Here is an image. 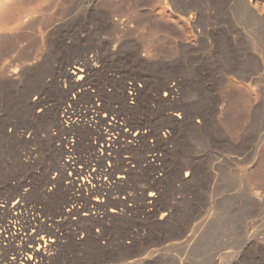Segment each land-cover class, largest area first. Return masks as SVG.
Returning a JSON list of instances; mask_svg holds the SVG:
<instances>
[{
  "label": "rangeland",
  "instance_id": "374dc122",
  "mask_svg": "<svg viewBox=\"0 0 264 264\" xmlns=\"http://www.w3.org/2000/svg\"><path fill=\"white\" fill-rule=\"evenodd\" d=\"M61 1L50 5L48 13L55 19L61 18L70 0ZM113 2L119 7L113 12L112 27L100 35L104 46L93 39L81 44V49L88 48L82 57L48 52L45 58L47 66L63 62L68 72L84 59L92 61L94 71L85 91H72L68 84L58 90L53 87L40 97L42 106L34 110L35 115L41 114L39 110L46 115L58 104L56 119L64 115L67 122H77L72 134L77 144L64 135L65 123L57 127L54 121L55 125L42 127L41 122L33 125L20 115L0 120V209H10L18 202L23 205V216L35 218L60 236L43 264H61L65 257L69 264H127L146 255L153 257L151 264H158V248L171 244L175 251L186 245H179L186 239L188 252L181 256L173 252L186 263L257 264L264 257V105L261 114H256L254 87L238 77L253 73L256 58L264 62V1H250L251 12L261 18L258 25L237 0ZM103 6L107 8L106 2ZM115 14L127 21L120 24ZM10 38L0 40V72L9 63H39L45 48L36 27ZM135 49L137 65L132 56ZM111 52L117 56L109 57ZM42 78L55 86L50 75ZM164 85L176 96L162 104L168 99ZM12 91L0 90L7 110ZM35 95H30V101ZM89 101L105 113L112 109L122 134L133 137L141 129V138L129 143L130 148L106 168H113L114 176L119 170H131L123 183L100 200L107 213L119 212L113 218H104L103 210L82 217V211L89 208L86 198L92 197L89 191L79 192L81 178L88 188L108 179L85 141L90 116H83ZM194 113L198 115L193 117ZM71 145H75L73 157L79 162L76 168L84 171L73 187V171L62 165L66 146L72 150ZM187 165L194 169L182 167ZM105 167L106 163L103 171ZM57 180L58 185L49 187ZM44 189L50 194L42 199ZM154 189L159 194L145 200ZM73 197L81 201L72 203ZM171 201L182 210L180 216L187 226L183 235L176 226L158 231V220ZM67 205L78 209L80 218L61 216L58 207L64 212ZM1 210L3 225L14 223L11 232H30L23 231L13 213L6 215ZM19 245V241L2 242L0 256L9 262Z\"/></svg>",
  "mask_w": 264,
  "mask_h": 264
},
{
  "label": "bare ground",
  "instance_id": "6f19581e",
  "mask_svg": "<svg viewBox=\"0 0 264 264\" xmlns=\"http://www.w3.org/2000/svg\"><path fill=\"white\" fill-rule=\"evenodd\" d=\"M60 1L61 0H0V40L2 41V39L6 37L10 38L16 37L18 35L20 36V34H23V32L28 28L36 27L39 38L45 48L42 54H40L39 60L37 59L39 63L35 65L29 64L27 66H24L25 64H21L20 66H18L13 64V66L12 64L9 65V63L7 64V67L5 66L6 68L1 70L2 72H0V90L4 88H13L14 92L12 91L13 96L8 103L10 107L8 110V105L7 103L5 104L6 101H4L2 99L3 97L1 98L0 96V120H2L4 116H6V118L10 120L15 118L16 115H20L33 125L41 122L42 127L48 126L50 123H52L51 126L53 124L55 125L56 123V126L60 127V125L65 123L66 126L62 130L64 135H66L67 137L70 136V138L72 139L70 140L72 144L74 142L77 144L78 141L76 137L72 135L76 131L75 128H78V126L76 125L77 122H75L76 120L67 122V118L65 120L64 115H61L59 119H56V110L58 104H54V109H49V112L46 113V115L44 110H39L37 113L41 114L35 115L36 113L34 114V110L42 106L43 99L41 100L40 97L43 95L46 96L47 92L51 88L53 89V87L57 88L58 90V88H60V85H63L64 87L66 84H68L71 87L72 91H85V87L87 84L86 81L94 71L91 65L92 61L84 59L82 63H80L79 65H75L72 68L71 72H68V70H65V65L63 62H56L54 65L52 64L51 66H47L45 58L48 52H55L59 56L66 55L68 57H82V55L88 50V48L81 49V44L93 39H96L101 46H104V41L102 38H100V35L112 27V15L113 12L116 13V9L119 6L117 5V3L114 4L113 0H68L69 4H67L68 6H66L65 9L63 8L64 10H62L61 12V18L55 19L53 17V14H49L48 12H50V5L52 3ZM250 1L251 0H237V5H239L247 14L249 13L255 23L258 25L261 23V18L251 12ZM105 2L107 4V8L103 6ZM114 16L116 17V21H118L120 24H123L127 21V19L122 15L115 14ZM261 17L264 18V16ZM116 56L117 55L113 52L109 54V57L112 58H115ZM132 56L134 58V64H140V62H138V59H136L138 56V52L136 49L132 52ZM142 67H144V65ZM36 74L42 76L35 77ZM47 75L51 76L53 84L56 87L51 83L49 84L48 82H45L46 79L44 80V78H42L46 77ZM238 79L241 82H248L254 87L255 99L253 107L256 114L260 115L261 105H264V62L259 57L256 58L253 73L244 77H238ZM163 89H167L168 94L165 96H167L168 99H162V104L167 102L169 99H174L176 96L174 94V91H172V88H167L166 85H164ZM20 90H23L24 92L23 94L20 93L22 94L21 96L19 94ZM32 93H36L38 95H35L36 97L33 98L34 100L30 101V95ZM129 95L131 96L132 94L129 93ZM131 100L133 101V99ZM118 101L122 105L123 100L121 96ZM74 102H72V104H74ZM17 105H19V109L14 108V106ZM84 110L86 111L84 113L83 119L90 116L88 119V123L85 125L89 133L88 137L85 139L87 148L91 152V157L93 156L96 159L95 161L98 163L97 167L102 168L101 172H103V175H105L108 178L107 180L109 181L107 182V180H105V182L103 183L98 181L94 188H88V186L85 184V181L82 179L83 177L81 178L79 192L89 191L90 196L93 199H90V197L88 199L86 198V201L88 203L87 206H89V208L87 207L82 211L84 212L82 217L88 218L93 216L92 210H103L104 218H113L117 216L119 212L114 209L110 210L109 213H107L106 211H104V207H102V205L100 204V200L112 193V191L114 190L113 186L117 187L121 183H123L126 177L130 174L131 170L129 168L119 170L117 176H114L115 173L113 168H106L110 167L111 163L114 164L115 162H117L116 160L118 157H120V154L130 148V146L128 145L129 143H135L138 139L141 138V129H138L133 137L130 136V134L127 132L122 134L119 128L120 123L118 124V121H116L115 117L114 119L112 118V109L106 110L108 113H105L103 112L102 107L95 106L94 104H92V102L89 101L87 103V107H85ZM101 113H104L102 119L100 118ZM194 115L197 116L198 113H194L193 117ZM192 119L193 118H190L189 116L190 122L192 121ZM54 121L55 123H53ZM175 124L176 126L178 125L176 122ZM42 130H44L43 133L48 132L46 128H42ZM163 138L167 139V136L163 134ZM126 139H131V141L125 143ZM259 142L260 139L254 146V150H256V148L258 147ZM63 144L68 145V140L64 139ZM164 144H166V142H164ZM48 145H51L50 139H48ZM66 148L67 151L65 152V154H69L70 159H68L63 167L67 170L71 169L73 171L72 176L75 177L74 181L71 182L73 187L74 182L78 181V178L84 174V171L79 166H77L79 171L76 168V164H79V162L76 161V157H73V150L75 149V145L70 146L72 150L67 146ZM104 163L107 164V167H105V171H103ZM182 167L194 169L192 165ZM179 176L180 174L178 175V177ZM69 180H71V177ZM57 183L59 184L58 180L50 183L49 187L58 185ZM157 189H154L155 193L149 194L148 198H146L145 200H150L154 198L155 195H158L159 192ZM49 192H46V189H44L43 194H40L42 195L41 198L45 199L49 197ZM70 201H72V203H77L81 201V199L73 197L70 198ZM148 202V204H151V201ZM174 202L171 201L167 205L166 210L162 214V218L158 220V231L161 232L171 226H176L180 228V234L183 235L187 229V226L184 219L180 216L182 210L179 209V207ZM72 203H68V205H71ZM64 204H67V202ZM68 205L65 206L66 210L64 212H61L60 207H58L61 216H63L67 220H69L71 216L80 218V211ZM21 208H23V205L19 204L18 202L13 203V206L10 209L6 208L5 206H1V209L4 210L2 211L0 209L2 213L6 215H11L13 213V215L15 216V220H18V224L23 226V231L27 232L29 230L30 232L14 234V232H11L10 228L12 225V228L14 229L13 222L7 226H4L3 222L0 221V228H2V231H0V245L5 241L8 243H12L14 241L20 242L18 248H15L13 250L15 252V257L11 258L10 261L7 262L6 260H4V257L0 256V264H43L44 261L49 259V253L58 246L60 236L52 232L49 228H46L45 224L38 223L35 218L30 219L29 216H23L22 210L24 209ZM33 212L36 211L34 210ZM31 216H33V214ZM4 234L7 235L3 237ZM167 237V234H165L164 238ZM180 242L181 243L179 245L182 246L185 243L186 245H183L184 247L180 248L178 246L179 249L175 251L170 249L172 248L171 244V247L169 248H158V264H189L182 259L179 260L177 257L180 253H185L187 251L189 247L187 245L188 239ZM173 252L178 254L176 256L177 258L174 257ZM179 256H181V254ZM152 258V256L146 255L132 260L127 264H151L150 260ZM61 264H69V259L65 257L64 259H62ZM257 264H264V257L262 255L258 259Z\"/></svg>",
  "mask_w": 264,
  "mask_h": 264
},
{
  "label": "built area",
  "instance_id": "2783aa9c",
  "mask_svg": "<svg viewBox=\"0 0 264 264\" xmlns=\"http://www.w3.org/2000/svg\"><path fill=\"white\" fill-rule=\"evenodd\" d=\"M129 93H130V92H129ZM129 96H130V95H129ZM130 101H131V105H133V102H134V101L131 100V96H130ZM66 150H67V148H66ZM68 159H70V158H69V154L66 156L65 163H63L62 165L66 164V162L68 161Z\"/></svg>",
  "mask_w": 264,
  "mask_h": 264
}]
</instances>
